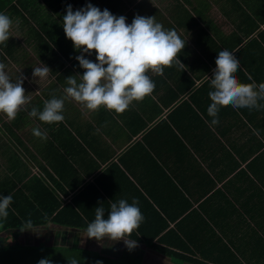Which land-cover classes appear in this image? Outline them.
I'll list each match as a JSON object with an SVG mask.
<instances>
[{"label": "crops", "instance_id": "obj_1", "mask_svg": "<svg viewBox=\"0 0 264 264\" xmlns=\"http://www.w3.org/2000/svg\"><path fill=\"white\" fill-rule=\"evenodd\" d=\"M54 1L51 7L47 0H35L34 15L41 19H29L41 36L38 41L47 57L37 41V49L35 42L29 48L36 52L35 57L23 59L15 53L14 58L23 59L27 71L10 62L13 69L9 68V75L13 71L25 77L23 84L27 81L37 89L39 99L30 94L27 110L15 120L0 113V189L14 183L11 195L32 177L47 180L50 158L53 162L57 158V154L48 155L49 141L54 140L58 142L55 179L62 182V189L55 191L60 206L72 201L79 189L85 190L79 204L87 211L97 204L105 208L138 196L142 202L148 199L152 212H172L175 205L187 207V227L193 240L226 232L236 242L240 234L258 233L256 246L264 249V107H223L219 123L213 126L207 113L219 51L228 50L238 58L236 75L241 82H252L248 75L257 84L264 82V38L260 35L264 31V0H199L191 6L183 0H121L116 8L107 7L105 0ZM89 3L117 17L125 16L129 24L136 15L155 16L165 29L176 30L187 41L180 53L186 69L182 72L174 65L165 67L163 75L150 72L155 82L153 93L133 102L122 114L104 107L90 112L67 99L64 121L46 128L39 118L28 114L31 109L42 111L45 100L63 98L70 86L67 77L73 75L80 82L85 69L77 56L83 54L98 62L95 51L88 54L75 49L62 25L69 5L76 11ZM19 17H12L13 28L20 24ZM16 40V45L24 42L21 36ZM12 42L11 36L7 44ZM3 48L0 44L1 55ZM39 50L42 53L37 54ZM42 65L51 70L46 80L38 81L33 71ZM260 103L264 105V101ZM37 127L46 133V139L33 134ZM56 130L58 138L53 139ZM104 218H108L106 214ZM58 228L59 238L73 233L87 238L86 230ZM33 230H26L33 241L43 237L42 232ZM89 239L93 243L110 240Z\"/></svg>", "mask_w": 264, "mask_h": 264}, {"label": "clouds", "instance_id": "obj_2", "mask_svg": "<svg viewBox=\"0 0 264 264\" xmlns=\"http://www.w3.org/2000/svg\"><path fill=\"white\" fill-rule=\"evenodd\" d=\"M126 17L113 15L108 9L88 4L86 7L73 11L71 5L63 16L62 25L66 37L76 50L83 53H96L97 61L79 55L76 59L85 69L80 75V82L74 76L67 77L65 96L53 97L44 101V108L38 111L33 107L28 113L38 117L48 124L64 121L62 114L64 103L72 99L88 111H98L101 107L122 114L133 102H140L155 89V82L149 73L163 75L165 67L177 66L182 72L186 69L180 59V53L187 41L178 35L177 31L167 30L156 22L155 16L136 15L132 23L126 22ZM13 28L12 19L0 12V44L8 42ZM216 68L210 84L211 104L207 113L212 117L210 126L219 123L218 114L223 107L234 109H258L264 107V82L257 84L248 75L250 83L241 82L236 73L240 68L238 58L228 50L218 52L215 61ZM50 68L47 65L34 67L33 77L38 81L46 80ZM247 75V73H246ZM25 77L22 75L13 81L6 71V65L0 62V113L9 121L15 120L21 110H27L32 97L23 87ZM36 137L47 138L46 133L34 128ZM13 197L0 196V219H6ZM104 207L95 208V219L87 225V238L97 240H124L126 246L132 249L137 241L125 239L137 230L144 220L138 207V202L131 204L125 199L111 203L108 218H104ZM33 230L31 221L21 230ZM36 231V230H33ZM38 232V231H36ZM69 264H78L76 258H68ZM38 264H53L50 259H41ZM97 264H102L97 261Z\"/></svg>", "mask_w": 264, "mask_h": 264}, {"label": "trees", "instance_id": "obj_3", "mask_svg": "<svg viewBox=\"0 0 264 264\" xmlns=\"http://www.w3.org/2000/svg\"><path fill=\"white\" fill-rule=\"evenodd\" d=\"M120 1L105 0V4L108 5L107 7L116 8ZM183 1L191 6L199 0ZM54 2V0H47V5L53 7ZM34 3L35 0H8V3L7 0H0V12L8 15L11 19L15 16L21 17H19L21 22L18 27L11 30L12 44H7V42L1 44L4 46L5 52L3 51V55L0 54V62L6 65L8 74L10 69H13L10 62H16L24 71H27L28 66L23 64L22 60L28 56L35 57L36 52L29 48L35 42V49H37V41L41 36L37 35L31 27L29 19L41 18L34 15L35 9H37ZM26 25H28L27 30ZM260 35L264 38V31H261ZM17 36L24 38V42L16 45ZM57 39L58 37H53L54 41ZM39 45H41L44 54L45 47L40 42ZM38 52L42 53V50L37 51V54ZM15 53H18L19 58L24 56L19 60L20 62L17 57L14 58ZM43 56L47 57L46 53ZM10 77L13 81L19 78L13 71ZM30 86L27 81L23 84L27 94H32L38 100L39 97L36 96L39 91ZM24 112L21 110L17 117ZM44 125L46 128L54 126L53 123H44ZM52 132L50 131V133ZM52 134H55L53 139L58 138L57 130ZM54 154H57V158L54 162L50 158L49 164L52 165V168L46 170L47 180L43 181L39 177H32L14 190V194L11 193L13 201L8 209L9 215L6 219H0V232L3 234L0 236V264H38L44 258L50 259L53 264H69L68 258H76L78 264H97V261H101L102 264H260V261L263 260L264 249L256 246L259 240L258 233L240 234L236 242H233L226 232L220 234L214 232L213 235L205 234L206 237L203 241L193 240L194 237L191 236L187 227L189 224L185 209L187 207L181 208L175 205L172 212L166 210L152 212L148 199L142 202L138 196L127 200L129 204L137 201L144 216L140 227L134 230L130 236L125 237V239L138 242L137 246L132 249L126 246L124 240L116 242L108 240V243L90 241L87 243L81 241L52 243L45 240L32 243V239L27 241L28 243L22 241L21 228L26 227L29 221L33 228L49 223L62 227L71 226L72 230L85 231L87 225L95 219V208L98 207V204L93 207L92 211H87L79 204V199L85 193L84 189H79L78 193H75L71 203H66L63 206L58 203L55 191L58 188L62 189V182L55 179V172L58 173V142L50 140L48 155ZM13 186L14 183H10L8 187L1 188L0 191L4 196H7ZM178 196L183 197L180 194ZM110 205L111 203L104 208L107 217L110 213ZM172 224L173 227H171ZM101 246H105L111 254H106L101 250Z\"/></svg>", "mask_w": 264, "mask_h": 264}, {"label": "rangeland", "instance_id": "obj_4", "mask_svg": "<svg viewBox=\"0 0 264 264\" xmlns=\"http://www.w3.org/2000/svg\"><path fill=\"white\" fill-rule=\"evenodd\" d=\"M38 232H42L43 233V237H36L34 242L39 243V239L45 240V241H51L52 243H65L68 241H81L82 243L87 242V241H91V239L89 238H85V234L83 235H78L77 234H69V236H63V237H58V232L60 231L58 226L55 225H50L47 227H42L41 229L36 228L35 229ZM3 235L2 232H0V236ZM32 235L29 234V232H27L26 230H23L21 233V239L22 241H25L26 243H28L27 241H29L31 239ZM32 240V243H34ZM101 249L106 250L105 246H101Z\"/></svg>", "mask_w": 264, "mask_h": 264}]
</instances>
